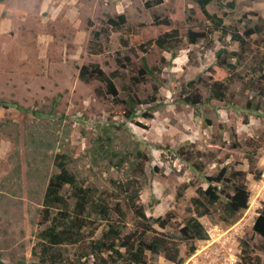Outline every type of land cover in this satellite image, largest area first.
Listing matches in <instances>:
<instances>
[{
  "label": "rangeland",
  "instance_id": "1",
  "mask_svg": "<svg viewBox=\"0 0 264 264\" xmlns=\"http://www.w3.org/2000/svg\"><path fill=\"white\" fill-rule=\"evenodd\" d=\"M217 3L221 5L218 6ZM232 4V5H231ZM195 0H4L0 2V261L6 264H94L85 243L62 244L51 253L60 261L39 260L40 234L49 225L39 221V210L50 178L63 161L78 186L95 188L110 207L86 211L97 230L92 238L116 225L121 234L135 229L132 202L143 207L157 231L178 234L194 215L191 197L214 177L237 178L248 188L247 207L231 224L220 219L219 208L199 218L207 234L182 264H239L243 242L264 264V237L255 234V219L264 209L258 202V182L264 174V94L261 82L248 87L246 78L232 80L227 89L231 104L212 100L201 106L202 119H193L192 106L179 100L183 85L193 81L202 98L208 95L206 67L215 50L236 49L230 35L218 42L217 33L197 42L188 30L199 31L186 20ZM212 13L225 24L245 29L254 52L264 51V0H213ZM125 14L121 30L110 31L99 54L88 51L92 31L109 16ZM167 15L185 20L180 40L171 51L154 44L147 51L120 43L140 23ZM96 63L114 78L117 99L98 95L101 83L82 80V66ZM141 70L144 73L141 75ZM246 66L239 65V74ZM139 77V82L132 81ZM188 82V83H187ZM138 99L135 113L125 118L127 93ZM211 179V181L208 180ZM73 188L61 193L69 208ZM250 195H252L250 197ZM132 201V202H131ZM118 204L123 215L111 207ZM168 220L161 228L154 219ZM148 264H174L163 252H147Z\"/></svg>",
  "mask_w": 264,
  "mask_h": 264
},
{
  "label": "trees",
  "instance_id": "2",
  "mask_svg": "<svg viewBox=\"0 0 264 264\" xmlns=\"http://www.w3.org/2000/svg\"><path fill=\"white\" fill-rule=\"evenodd\" d=\"M4 0H0L2 2ZM213 0H195V5L191 8L190 15L186 20L193 22V25L199 29L188 30L187 40L190 43L197 42L207 35L217 33V41L221 42L224 35L229 34L231 41L236 49L229 51L221 46L215 50L213 64L209 65L203 71L207 77L208 95L202 98L197 88L193 86V81L187 82V85L181 87L179 100L193 108V119L199 121L202 119L201 106L208 104L212 100L222 102L224 106L231 104V99L227 97L229 83L234 79L246 78L248 87H254L261 82L260 92L264 94V51L254 52V45L249 40L251 33L259 32V27L255 29L248 28L240 31L230 25L225 24L224 17L217 13L209 11L208 6ZM218 6L221 7L219 3ZM232 5V4H231ZM127 22L125 14H119L115 17H107L105 24L98 30L92 31V38L89 41L88 51L92 54L101 53L104 48V41L108 40L110 31H118L124 28ZM185 25V20L172 18L167 15H154L149 23H140L126 37H120V43L130 48H138L147 51L148 47L154 44L161 50L173 51L179 40L180 31ZM246 66L245 73L239 74V65ZM118 71L105 72L99 64L92 63L88 66H82L79 70V78L82 80L95 79L101 83L96 92L101 96L118 97V89L114 78L118 76ZM144 70H141V75ZM132 81L139 82V77H132ZM123 114L125 118L131 117L138 104V99L134 94L127 93L124 100ZM59 171L53 175L43 194L42 207L39 210V221L47 225L41 232L42 241L39 248V260L42 263L55 261L60 258L55 257L51 251L55 246L62 244L85 243L84 230L90 237L84 252L80 256L91 255L94 264H148L146 261L147 252L159 254L163 252L165 258L174 264H182L184 257L180 256L179 244L186 245L185 254L191 255L196 249V242L207 238L204 226L199 220L200 217L211 213V209L219 208L222 213L220 219L231 224L235 222L243 210L247 207L249 192L246 184L234 173L233 179L222 177L224 170L214 177L220 183V189L208 184L205 189H199L197 196L191 197V205L194 215L189 216L183 222L178 234H168L163 231H157L148 217L145 215L142 205L134 204L132 201V210L137 216L135 229L121 234L116 225H111L101 235L92 238L97 230L94 221L86 216V211L98 208L99 212L107 216L110 207L103 203L104 199L97 189L77 185L75 176L68 171L63 161L57 163ZM211 181L210 178H208ZM63 185H69L73 188L72 197L74 198L73 207L70 209L67 199L61 193ZM117 214L123 215L118 204L111 207ZM161 228L168 223L167 219L158 216L154 219ZM253 231L264 237V209L255 219ZM243 255L239 264H260V259L252 256L248 249V243L243 242ZM0 264H6L0 261Z\"/></svg>",
  "mask_w": 264,
  "mask_h": 264
},
{
  "label": "built area",
  "instance_id": "3",
  "mask_svg": "<svg viewBox=\"0 0 264 264\" xmlns=\"http://www.w3.org/2000/svg\"><path fill=\"white\" fill-rule=\"evenodd\" d=\"M259 184V191L258 194L255 196V200L258 197V202H260V200H264V174L262 175V179L260 182H258ZM252 195H250L251 197Z\"/></svg>",
  "mask_w": 264,
  "mask_h": 264
}]
</instances>
